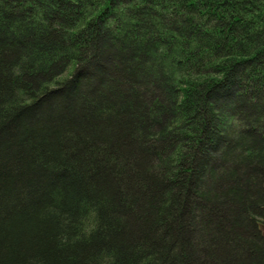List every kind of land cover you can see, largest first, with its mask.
<instances>
[{
    "label": "trees",
    "instance_id": "1",
    "mask_svg": "<svg viewBox=\"0 0 264 264\" xmlns=\"http://www.w3.org/2000/svg\"><path fill=\"white\" fill-rule=\"evenodd\" d=\"M0 264H264V0H0Z\"/></svg>",
    "mask_w": 264,
    "mask_h": 264
}]
</instances>
